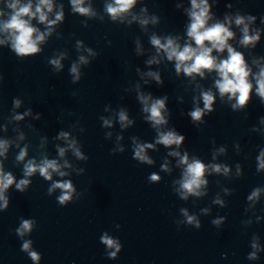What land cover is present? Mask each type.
<instances>
[{"label":"water","instance_id":"1","mask_svg":"<svg viewBox=\"0 0 264 264\" xmlns=\"http://www.w3.org/2000/svg\"><path fill=\"white\" fill-rule=\"evenodd\" d=\"M14 0H0V100L38 93L111 73L165 52L151 43L153 36L161 43L171 37L180 47L194 42L187 36L191 23L188 15L191 0H136L134 6L116 19L106 11L114 0H84L88 15L73 10L72 0H52V11H43L48 21L62 13L53 25L41 23L38 15L29 19L45 38L38 44L39 52L20 56L12 48L10 33L2 25L13 14L8 7ZM32 4L35 11L39 0H20ZM211 19L208 25L224 23L237 26V16L244 23L264 16V0H208ZM226 17L228 19H226ZM254 17V19H249ZM147 20V24H142ZM230 21V23H229ZM84 57L86 62H81ZM59 60L60 67L51 63ZM75 65L77 74L71 72Z\"/></svg>","mask_w":264,"mask_h":264},{"label":"clouds","instance_id":"2","mask_svg":"<svg viewBox=\"0 0 264 264\" xmlns=\"http://www.w3.org/2000/svg\"><path fill=\"white\" fill-rule=\"evenodd\" d=\"M84 0H72L73 10L82 15H88L91 13V9L83 7ZM136 3V0H114V4H108L106 11L109 15L116 19L122 13L128 12ZM9 8L13 10V14L10 18L3 23L2 30L10 33V39L12 41V48L17 55L25 56L30 54H35L40 51L38 44L42 42L45 38L44 33L35 35L38 30L31 26L29 19H24V17L35 18L38 15L39 21L41 23L47 22L49 25L55 24L57 21H60L63 18V14L59 13L56 16L55 20L48 21L47 14L43 9H47L48 12L52 11V0H39V4L36 6L35 11H32V4H20V0H14L13 3L8 5ZM210 6L208 0H191V9L188 12V15L191 19V23L187 29V36L195 42V47L191 44H185L181 49L180 45L176 43L171 37L166 39L165 43H161V40L155 36L151 38V43L158 50H163L169 61L175 60V68L177 73L183 70L185 75L191 76L192 74H198L200 76L204 75L203 70H215L218 72L220 79L215 81V86L218 88L221 96L229 94L230 98L235 97L236 105L243 106L252 90V84L249 82L248 77L250 74V69L247 67L244 61L242 53L233 49L231 45L228 44V40L233 37V33L229 30L224 23H214L210 26L208 21L211 19L209 15ZM226 19H228L226 17ZM249 19H254V17H249ZM142 24H147V20H142ZM230 23V21H229ZM235 23L237 25L244 24V18L237 16ZM243 39L241 43L243 45L254 44L255 41L259 39V35H249V30L245 24L243 28ZM208 42L211 46H206L205 42ZM3 43V41H0ZM227 50L228 56L226 59L220 60L217 62V58L212 55L213 50L217 52H223ZM81 62H86L84 57H80ZM151 62V61H150ZM51 63L57 68L60 67L59 60H52ZM73 74H77L78 78V69L75 65L71 68ZM154 75V74H153ZM156 79L159 81V77ZM256 79V93L262 99H264V68H261L259 74L255 77ZM238 94V95H237ZM204 109L211 111V106L214 102V96L211 92H204L202 94ZM141 101L144 103V111L150 113L148 119L153 122V126H158L161 124L167 123L164 119L161 110L165 107L164 99H156L152 104L148 105V97H140ZM16 104H19V101H16ZM202 110L196 108L190 112L191 118L195 120H200L202 116ZM23 117L17 116L16 119H22ZM120 121L124 122L127 120V115L124 112L120 113ZM108 121H105L107 124ZM62 136L66 137V133H62ZM183 135H178L174 131H168L167 133L161 132L159 138L156 141L158 144H162L166 147L173 144L180 145L184 140ZM153 145H138L135 151V157L141 161L147 163H152V161L144 154L145 148H151ZM0 148L6 150V143L0 142ZM60 155L63 156L64 149L59 150ZM172 155H179V153L173 152ZM0 155H3V152H0ZM26 152L22 150L17 159L22 160ZM76 155L79 157L80 152L76 150ZM181 163L186 165L184 171V178L180 182V187L183 190V198H187V194L199 195L197 191L202 185L207 184V181L203 179V176L206 171V165L203 164L200 160H193L191 163L188 162L187 154L181 158ZM214 171H221L220 165L211 166ZM259 167L264 169V153H261ZM59 172V165L55 160L44 159L40 165H36L34 161H29L25 165V175L31 176L34 172L39 171L40 175L45 179L50 180L51 171ZM227 172V168L224 169ZM61 176L65 175L63 172H59ZM152 180H157L158 177L153 175ZM14 183V177L8 173L5 174L2 169H0V199L4 200V207H7V199L2 195L3 192L9 188ZM29 183L28 180H20L16 184V188L23 190L24 186ZM61 188L64 190V193L58 198L61 204H64L67 200L71 198V192L74 191L72 184L70 182L64 183H54L52 189ZM50 189L49 191H51ZM259 194V189L254 191L248 199H253ZM187 216V213L185 212ZM188 223L194 221V217L188 216ZM217 223V222H214ZM197 227L199 223L197 222ZM32 227V222L29 220H24L19 229H17L20 235H23L25 232L30 231ZM102 242L106 244L109 248H115L118 252L120 250V245L109 238L107 235L102 237ZM30 241L23 244V250L28 251L30 248ZM255 248L256 245L254 244ZM29 255L33 260H38L39 256L36 252L29 251ZM110 256L115 257L116 252L109 253ZM250 259L255 258V253L250 254Z\"/></svg>","mask_w":264,"mask_h":264}]
</instances>
